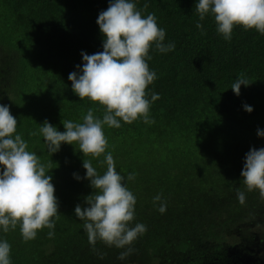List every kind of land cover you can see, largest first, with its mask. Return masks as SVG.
<instances>
[{
	"label": "trees",
	"instance_id": "1",
	"mask_svg": "<svg viewBox=\"0 0 264 264\" xmlns=\"http://www.w3.org/2000/svg\"><path fill=\"white\" fill-rule=\"evenodd\" d=\"M0 188V264L264 249V0H0Z\"/></svg>",
	"mask_w": 264,
	"mask_h": 264
},
{
	"label": "flooded vegetation",
	"instance_id": "2",
	"mask_svg": "<svg viewBox=\"0 0 264 264\" xmlns=\"http://www.w3.org/2000/svg\"><path fill=\"white\" fill-rule=\"evenodd\" d=\"M5 199V194L0 188V201ZM264 250V249H262ZM258 249H228V256L224 264H264V259H258ZM175 264H182L176 262ZM214 264V263H205Z\"/></svg>",
	"mask_w": 264,
	"mask_h": 264
},
{
	"label": "rangeland",
	"instance_id": "3",
	"mask_svg": "<svg viewBox=\"0 0 264 264\" xmlns=\"http://www.w3.org/2000/svg\"><path fill=\"white\" fill-rule=\"evenodd\" d=\"M199 203H201L203 206H211V204L209 202H207L206 198L203 196L201 197L199 200H197ZM255 249H258V259H262L263 258V252L264 250L260 249L259 247H255Z\"/></svg>",
	"mask_w": 264,
	"mask_h": 264
}]
</instances>
